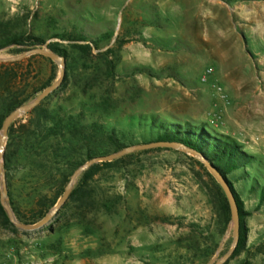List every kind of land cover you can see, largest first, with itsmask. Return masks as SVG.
<instances>
[{
	"label": "rangeland",
	"instance_id": "1",
	"mask_svg": "<svg viewBox=\"0 0 264 264\" xmlns=\"http://www.w3.org/2000/svg\"><path fill=\"white\" fill-rule=\"evenodd\" d=\"M27 35L67 52L65 79L41 107L115 128L125 146L107 147V154L149 142L158 126L172 123L234 141L243 166L228 177L243 202L247 242L224 264H264V0H0V41ZM29 48L11 44L0 57ZM7 68L23 96H32L28 102L60 77L59 63L44 55L0 62V73ZM35 117L14 121L8 167L4 154L18 212L10 205L29 224L44 218L40 210L61 194L62 173L73 168L41 172L38 182L27 176L38 165L24 143L26 130L40 129ZM112 162L89 182L91 205L66 201L47 226L25 230L0 215V264H213L230 251L235 226L227 194L194 157L153 148ZM216 184L229 203L226 216Z\"/></svg>",
	"mask_w": 264,
	"mask_h": 264
},
{
	"label": "trees",
	"instance_id": "2",
	"mask_svg": "<svg viewBox=\"0 0 264 264\" xmlns=\"http://www.w3.org/2000/svg\"><path fill=\"white\" fill-rule=\"evenodd\" d=\"M74 39L81 40L83 38L77 37ZM11 44L34 47L43 45L44 40L32 35L16 36L13 39L1 40L0 49ZM77 46L84 50H91L90 44H81ZM50 49L67 58L66 50L57 44H51ZM38 55L43 56L41 54ZM15 76L16 75L11 68H7L4 72L0 73V131L6 117L15 108L28 102L32 97L30 95L23 96L24 90L21 89V84L16 83ZM35 113L37 125L40 129L38 131L35 129L26 130V142L24 143L26 150H33V159L34 161H38V165H33L34 167L30 170L32 173H26L27 176L30 175V180L36 178L35 182H38L37 178L39 179L42 173L47 175L50 173L52 174V172H61V166L63 164L73 167L69 170V172L62 173L63 180L61 181V194L57 197L55 196L52 202L48 206H45L47 207L45 210H40L38 216L43 218L48 210L56 204L59 197L63 195L65 186L69 182L72 172L76 169L79 163L88 161L95 156L107 154L110 152V149L107 147H112L116 150L124 147L125 144L121 142L115 128L109 129L105 124L96 121L89 123V121H86L85 116H82L81 114L77 117L70 116L68 119L61 116L59 110L53 114L47 108L41 107V104L30 112L32 115ZM15 124L16 122H13L9 129V137L12 142L15 141L17 132ZM42 124H44L43 127L41 126ZM27 126L28 125L24 124L22 125V128L25 129ZM65 128L67 129L65 133L60 132ZM150 135L149 142L159 140L180 141L203 152L208 160L213 163L228 180L232 190L237 196L240 209H243V202L239 199V196L233 186V182L228 177L229 173H232L243 166V162L239 156V147L234 141H222L217 137L211 136L203 126H196L189 123H172L166 126H158V128H156V130ZM13 153L14 151L5 154L6 167H8V161ZM111 163L113 162L105 161L97 163L86 170L82 174L78 184L74 187L67 201H71L80 207L91 205L92 189L89 186V182L93 177H95V175H97L102 165H108ZM34 184L29 183V188L31 190L37 189L38 185ZM216 193V200L220 206V210L222 214L226 216L229 212V203L222 187L219 184H216ZM9 195L10 204L15 212H18L13 191L10 190ZM260 196L261 200L264 201V186ZM0 215L3 218L4 223L14 226L1 203V194ZM227 222L228 218L226 220V223ZM246 242L247 233L245 227L241 225L238 244L234 250L232 258L239 255L241 251L245 249ZM242 264H252V262L250 260H245Z\"/></svg>",
	"mask_w": 264,
	"mask_h": 264
},
{
	"label": "water",
	"instance_id": "3",
	"mask_svg": "<svg viewBox=\"0 0 264 264\" xmlns=\"http://www.w3.org/2000/svg\"><path fill=\"white\" fill-rule=\"evenodd\" d=\"M34 54H42L53 61H56L60 65V77L57 82L50 85L49 87L45 88L41 94H39L36 98L31 100L30 102L24 103L17 108H15L5 119L3 123V127L0 131V194H1V203L3 207L5 208L10 220L18 227L25 229V230H37L44 226H47L52 222L58 211L61 209L63 204L69 199L73 189H74V183L77 179V177L82 174L84 171L88 170L91 166H93L96 163L99 162H105V161H113L117 158H120L126 154L133 153L135 151L140 150H147V149H153V148H165V149H174L181 153L190 155L194 157L198 162L203 164L214 176L215 178L220 182L223 189L225 190L231 209L233 211V219H234V226H235V239L234 244L230 251L223 257H221L219 260L214 262L213 264H224L234 253V250L238 244L239 235H240V214H239V206L238 202L235 196L234 191L232 190V187L228 180L222 175V173L216 168V166L211 163L208 158L205 156L203 152L200 150L180 141H165V140H159V141H152L147 143H140L136 145H129L123 148L122 150L110 154L105 155H99L91 158L86 163L82 164L79 168L76 169V171L73 173L69 183L67 184L63 195L59 198L54 208H52L49 213L38 223L35 224H29V223H23L18 220L16 217L14 210L12 209L10 203H9V191H8V182L6 175L4 173V154H5V148L6 143L9 137V129L11 124L17 120L19 117H22L23 115L31 112L35 107H37L46 97H48L50 94L55 92L63 83L65 76H66V57L63 55H60L48 47L45 46H34L30 47L28 50H26L24 53L12 56V57H0V62L4 61H16L21 60L29 55Z\"/></svg>",
	"mask_w": 264,
	"mask_h": 264
}]
</instances>
